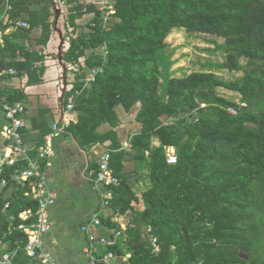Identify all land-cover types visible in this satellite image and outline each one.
<instances>
[{
  "label": "trees",
  "instance_id": "trees-1",
  "mask_svg": "<svg viewBox=\"0 0 264 264\" xmlns=\"http://www.w3.org/2000/svg\"><path fill=\"white\" fill-rule=\"evenodd\" d=\"M66 3L68 46L61 57L73 80H67L71 87L61 103L75 105L77 121L65 132L86 151L99 144L111 150L110 168L120 179L111 206L116 214H129L124 236L112 249L120 257L130 254L122 264H264V0H114L107 22L92 2ZM14 8L30 26L13 29L0 43V69L17 71L0 81L26 76L28 86L37 85L47 69L56 1L18 0ZM86 14L92 16L89 29L78 32ZM175 28L224 37L216 48L226 59L213 66L243 76L230 81L212 71L176 76L173 53H165ZM35 29L40 34L32 38ZM241 57L247 61L241 63ZM95 68L101 69L96 80L86 84ZM219 88L239 93L246 105ZM26 95L23 87L0 88V98L10 102H25ZM138 105L135 118L142 128L129 138V150L118 134L117 108L132 111ZM230 107L238 113L231 114ZM104 123L110 128L103 132ZM51 131L40 128L36 146ZM166 146L176 148L177 163L167 162ZM128 156L136 160L135 171L146 161L150 184L140 196L124 170ZM25 165L19 161L0 175V241L8 244L6 250L18 248V256L27 242L17 228L19 212L36 204L9 177ZM96 166L92 161L89 170ZM4 177L9 181L2 186ZM14 207L10 218L6 212ZM116 214L101 218L113 231L121 229Z\"/></svg>",
  "mask_w": 264,
  "mask_h": 264
},
{
  "label": "built area",
  "instance_id": "built-area-1",
  "mask_svg": "<svg viewBox=\"0 0 264 264\" xmlns=\"http://www.w3.org/2000/svg\"><path fill=\"white\" fill-rule=\"evenodd\" d=\"M18 0H0V21L6 25H0V43L4 42V36L15 28H29L30 24L24 19H18L14 12V2ZM66 1V0H65ZM85 1V0H83ZM97 5L104 12V20L107 22L110 15L115 12L114 2L86 0ZM94 25V22H92ZM100 68L93 69L86 78V84L94 82ZM15 68L0 69V79L4 75L16 74ZM245 106L246 103H240ZM74 104L68 103L63 108L61 120L55 122L52 131L45 135L44 143L39 146L28 147L25 144L24 132L28 127L26 119L27 108L22 101L10 102L0 98V108L4 113L5 124L0 131L3 150L0 152V175H5L7 168L14 167L19 161L24 160L26 165L23 169H17L9 177L17 188L25 190V194L30 201L35 202L36 208L28 207L19 212L20 224L17 228L25 232L27 242L23 246L25 254L35 264H59L52 252L44 244V236L51 230V208L55 205L57 195L48 183V170L52 166V159L55 155L54 137L60 132L69 128L72 122L77 121L74 112ZM231 114H237V107H230ZM125 146L131 147L130 143ZM32 151L35 153L32 154ZM167 162L175 164L178 155L174 146H166ZM111 150L106 149L100 154L97 166L88 172V178L100 193V204L102 207L112 205L114 198L113 187L120 183V179L110 168ZM9 179L4 177L1 185L5 186ZM11 206L10 201L5 203L4 210ZM94 225H100L101 219L96 214L92 220ZM126 225L121 224V229H116L110 234L98 235L90 230L88 224H84L81 229L87 235L88 244L86 254L92 264H122L127 261L130 254L123 257L118 256L112 250L124 236ZM151 228H148V231ZM152 244L158 248L156 239H151ZM105 250V252H104ZM18 248L4 250L0 252V264H18Z\"/></svg>",
  "mask_w": 264,
  "mask_h": 264
},
{
  "label": "rangeland",
  "instance_id": "rangeland-1",
  "mask_svg": "<svg viewBox=\"0 0 264 264\" xmlns=\"http://www.w3.org/2000/svg\"><path fill=\"white\" fill-rule=\"evenodd\" d=\"M55 1L58 14L52 38L48 46L45 48L48 56L46 59L47 70L43 76L44 81L40 84L32 86L27 85L26 76L21 78L14 76L10 79L0 81V88L23 87L27 94L25 102H36L41 109H44L42 116L46 119L47 123H51L53 119L59 118L58 106L61 101L57 98L58 91L55 88V85L59 87V95L61 96L63 89L67 90L71 87V84L65 83V79L69 82H72L73 80V75L70 74L65 76L66 71L64 66L66 68H70V65L66 64L61 57L68 46V38L66 37L67 31H69L66 27L68 4L65 0ZM107 1L110 3L114 2V0ZM91 17L92 16L90 14H86L83 18L78 20V32L89 29L86 24ZM39 34V29L33 30L32 38H35ZM224 41L225 38L219 35L201 33L198 31H188L185 28H175L167 37L169 45L165 49V53H173L172 58L175 62L173 69L176 72V76H186L193 71H212L219 78L228 81L235 80L242 77L243 72L230 71L228 69H220L213 66L214 64L222 62L226 59L225 51L221 48H216V46L224 43ZM33 44H35V42H33ZM246 61V57L240 58L241 63H245ZM55 69V73L52 74L51 72ZM54 88L55 91L53 92ZM218 92L236 100L238 103H241V95L239 93L223 88H219ZM202 105L204 106L205 104ZM122 110H124V108L119 106L117 109L119 117H121ZM29 111L30 114L34 111V106L32 104H29ZM2 118L0 115V129L2 125ZM103 125L108 128L110 126L108 123H104ZM1 150L2 145L0 139V151ZM127 160L130 166L129 168L133 169V160L135 159L132 156H128ZM139 167L138 172L129 178V182L133 184L135 190L137 191L150 184V177L147 169L145 168L146 161H144ZM51 232L52 233H49L47 236L49 237L51 234L56 233L55 238L57 245L49 249L59 264H90L89 259L85 257V253L83 252L85 238L80 230L79 222L67 232H64L61 228L57 230V227L55 226Z\"/></svg>",
  "mask_w": 264,
  "mask_h": 264
},
{
  "label": "crops",
  "instance_id": "crops-1",
  "mask_svg": "<svg viewBox=\"0 0 264 264\" xmlns=\"http://www.w3.org/2000/svg\"><path fill=\"white\" fill-rule=\"evenodd\" d=\"M55 71L56 69L51 73L54 74ZM55 88L58 91L57 98H59V101H61L62 95H59V87L55 85ZM55 88L53 89V92L55 91ZM24 103L26 104L27 108V113L25 116L29 123L24 132V139L26 146L31 147L36 145L37 143L38 136L40 134V128L47 125L48 128L50 127V129H52L53 124L61 120L64 108L60 102L58 106L59 118L53 119L51 123H47L46 119L42 116L44 109H41L36 102L28 103L26 101ZM29 104H32L34 106V111L31 114L29 111ZM138 110L139 105L136 106L132 111H121V123L118 126V134L126 149H130V147L125 146L126 143H129V138L132 135L138 133L142 128V124L135 118ZM0 115L1 118L3 117L1 121L2 128L3 124H5V118L1 108ZM109 128L105 125H102L100 130L104 132ZM154 143L158 144V141L155 140ZM54 149L55 155L52 159V166L48 170V183L51 189L56 193L57 199L55 205L51 208L50 211L52 227L51 230L44 236V244L48 249L51 247L53 248L57 245L55 232V234H51V236L49 237L47 236L49 233H52L51 231L54 226L57 227V230L61 228L62 230H64V232H67L79 222L80 230L85 238L83 252L85 253V257L89 259L86 254V246L88 244L87 235L82 231L81 227L84 224H88L90 230L98 235L110 234L113 229L104 224L102 220L100 225H94L92 220L96 214L99 215L100 219L103 216L116 214L113 206H101L99 190L95 188L94 183L90 180V178H88V172L91 162L96 161V163H98L100 154L108 148L105 144H99L91 151H86L80 147L77 140L72 136V134L66 133L64 131L60 132L56 137H54ZM133 162V169L129 168L130 166L128 164V160L125 163L124 169L127 172H131V176L135 175L138 172L135 171L136 160H133ZM143 189L141 188L140 190H138L139 196L141 194V190ZM10 194L11 190L5 192L6 196ZM133 204L138 209L143 208L142 201H135ZM14 209L15 207L9 210V212H6V214L9 215L10 218H12ZM115 219H118L121 224L126 225L129 220V214H116ZM7 247L8 244L6 242L0 241V252L4 251ZM17 260L18 264H32L31 259L28 258L26 254L18 256ZM90 264L92 263L90 262Z\"/></svg>",
  "mask_w": 264,
  "mask_h": 264
},
{
  "label": "water",
  "instance_id": "water-1",
  "mask_svg": "<svg viewBox=\"0 0 264 264\" xmlns=\"http://www.w3.org/2000/svg\"><path fill=\"white\" fill-rule=\"evenodd\" d=\"M65 70H66V67L64 66ZM65 76H67L66 72H65ZM65 83H67V80L65 79ZM66 92L65 89L62 90V98H63V95L64 93ZM62 98H61V102H62ZM62 106L64 107V104L62 103Z\"/></svg>",
  "mask_w": 264,
  "mask_h": 264
}]
</instances>
